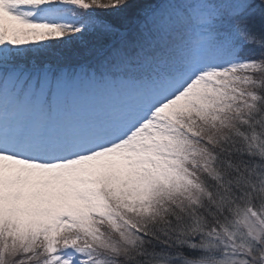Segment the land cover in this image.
Segmentation results:
<instances>
[{
    "label": "snow or ice",
    "instance_id": "1",
    "mask_svg": "<svg viewBox=\"0 0 264 264\" xmlns=\"http://www.w3.org/2000/svg\"><path fill=\"white\" fill-rule=\"evenodd\" d=\"M0 264H264V0H0Z\"/></svg>",
    "mask_w": 264,
    "mask_h": 264
}]
</instances>
